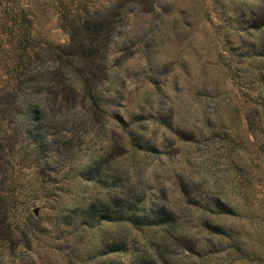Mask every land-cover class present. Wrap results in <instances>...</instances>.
Segmentation results:
<instances>
[{"label": "rangeland", "instance_id": "rangeland-1", "mask_svg": "<svg viewBox=\"0 0 264 264\" xmlns=\"http://www.w3.org/2000/svg\"><path fill=\"white\" fill-rule=\"evenodd\" d=\"M113 1L9 2L0 102L14 50L66 46ZM111 19L89 50L97 92L65 73L77 91L47 85L61 110L18 146L0 125V264H264V0H154Z\"/></svg>", "mask_w": 264, "mask_h": 264}, {"label": "trees", "instance_id": "trees-1", "mask_svg": "<svg viewBox=\"0 0 264 264\" xmlns=\"http://www.w3.org/2000/svg\"><path fill=\"white\" fill-rule=\"evenodd\" d=\"M13 0H0V19L5 17L6 6ZM154 0H114L108 8L102 13L99 18L100 21L93 20L91 24L90 17L82 21L79 31L76 30L71 35V41L66 46H46V52L42 55L40 53L23 51L18 52V48L7 57L6 66L9 67L5 74L8 80L12 82L13 87L10 88L11 94L5 96V102H0V125L2 123L5 128H8L9 123L14 124L10 131H4L7 140H9V148L18 146L22 140L23 130H34L35 125H38L41 120V110L48 108L51 112L61 110L62 102L58 103L57 99L47 98V85H50L54 80H64L66 85L65 73L70 76H75L82 86L83 92L92 93L91 86L95 84V90L98 91V84L91 76V66L98 62L100 56L92 55L90 49L94 47H101V44L109 35V31L115 24L111 15L113 11L121 14L124 13H144ZM23 13V11H21ZM24 14V13H23ZM25 19V18H24ZM23 22H26V19ZM96 21V22H95ZM5 26L9 29V24ZM15 24H12L11 29H15ZM80 32V34H79ZM81 32L86 38L79 39ZM28 32L22 33L19 36L20 41L25 37L28 38ZM76 46V47H75ZM100 46V47H99ZM69 80V79H68ZM54 84V83H53ZM51 84V86L53 85ZM69 92L77 91L75 84L67 82L65 87ZM3 89L0 90L2 92ZM58 96V95H55ZM88 97V96H87ZM86 98V97H85ZM89 99V98H88ZM58 104V105H57ZM56 107V109H55ZM23 124L25 127L23 128ZM1 128V127H0ZM20 140V141H18ZM2 154L0 155V159ZM5 220L8 218L3 217ZM0 215V234H5L4 221ZM8 229L9 224L7 223Z\"/></svg>", "mask_w": 264, "mask_h": 264}, {"label": "water", "instance_id": "water-1", "mask_svg": "<svg viewBox=\"0 0 264 264\" xmlns=\"http://www.w3.org/2000/svg\"><path fill=\"white\" fill-rule=\"evenodd\" d=\"M35 213H36V211H35Z\"/></svg>", "mask_w": 264, "mask_h": 264}]
</instances>
